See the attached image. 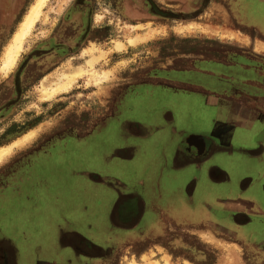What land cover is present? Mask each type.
Segmentation results:
<instances>
[{"label":"crops","instance_id":"0c3cea01","mask_svg":"<svg viewBox=\"0 0 264 264\" xmlns=\"http://www.w3.org/2000/svg\"><path fill=\"white\" fill-rule=\"evenodd\" d=\"M4 4L0 0V8ZM233 15L241 30H248L251 44L222 51L221 59L197 61L221 65L214 76L221 83L208 84L210 90L193 84L214 74L200 67L175 80L184 83L173 82L206 95V104L215 107V120L221 121L189 132L176 127L169 111L161 125L126 117L113 126L120 129L121 139L105 155H97V163L80 157L70 165L61 155L65 146L60 148L68 139L48 137L0 168V246L6 247L0 264H75L76 258L108 264L116 253L131 249L141 254L154 245L172 255L170 247L180 245V237L198 239L194 234L204 229L241 245L254 261L264 258V53L254 46L256 37L264 39V0H236ZM121 108L114 107L111 118ZM154 135L163 140L164 151L149 160L144 149L157 143L150 138ZM54 141L58 148L52 147ZM39 152L36 162L42 170L36 173L30 157ZM55 163L66 168H53ZM69 174L95 191L85 202L74 197L79 211L73 217L59 211L49 222L44 205L61 204L60 190L75 183ZM98 190L106 193L99 201ZM36 208L47 221L38 219L42 233L25 226L34 222ZM83 213L95 218L88 221L89 232L97 219L108 224L103 240L82 233L75 221Z\"/></svg>","mask_w":264,"mask_h":264},{"label":"rangeland","instance_id":"374dc122","mask_svg":"<svg viewBox=\"0 0 264 264\" xmlns=\"http://www.w3.org/2000/svg\"><path fill=\"white\" fill-rule=\"evenodd\" d=\"M35 1L6 0V4L0 8V67L3 65L2 60L6 46ZM127 1L134 5L137 16L128 17L124 14L123 9L127 7ZM235 1L49 0L40 20L25 39L23 49L18 56L19 59L17 58L16 64L11 68L12 71L3 74L0 70V148L14 143L31 130H39L37 137L29 145L15 149L14 155L9 160L11 161L17 153H26L32 147H36L44 137L61 131L63 126L73 125L79 129L77 134L72 131L56 137L68 139L66 140L68 143L60 144V148L65 146V151L61 155L69 159L67 163L70 165L74 163L73 159L80 157L87 161L91 159L93 163H97L95 157L105 155L110 150L111 144L121 139V134L118 133L120 129L113 128L114 125L119 124L116 121L121 122L122 119L131 118L151 125H161L168 121L167 112L169 111L174 117L173 121L176 127H183L189 132L206 130L217 121H221L215 120V107L206 104V95L199 94V90L175 87L173 81L160 80L159 78L172 70H187L189 67L199 69L198 67H200V70L210 71L214 74L207 79L205 75H202L196 79L201 82L196 81L193 84L205 85V89L208 87L206 90H210V84L221 83L214 77L216 73H221V65L218 66L214 63L198 65L197 61L208 58L221 59L222 51L238 47V43L232 40H222L220 37H209L199 28H195L191 32H177L175 27L179 22L190 19L203 24L207 19L205 18L206 14L210 15L211 21L222 25L223 20L217 15L218 11L212 10L215 3H220L228 12L234 25L241 29L242 27L236 24L233 15ZM127 3L129 4V2ZM138 25L149 26L135 30ZM155 28L161 32L136 47L128 45L130 37L136 34H146ZM244 30V32L248 31ZM251 33L255 35L254 31ZM117 40L126 44L123 51L114 49V42ZM59 43L63 44L64 48H61ZM90 45H95L99 52L105 53V57L95 63V69L97 71H112V78L103 83L105 90L93 83L88 84V79L81 77L69 92L59 94L51 100L42 98L41 86L46 78V82L50 83L61 73L71 72L80 66L88 68L87 60L90 59V56L87 53L90 52H85V49H90ZM97 54L95 53V55ZM194 75L196 73L191 74V76ZM145 78L148 81H160L167 86L158 87L148 82L136 84ZM182 82L175 81L174 83ZM122 89L124 91H121ZM119 91H121V95L118 104L121 105L122 110L117 116L123 117L121 119H117V116L103 118L109 111L108 107L111 105L112 99ZM39 127H43V129L40 130ZM154 137L155 135L150 138ZM156 141L154 146H146L144 149L148 152V154L145 153L147 155L145 158L156 160L160 157L159 153L164 151L163 140L155 137L154 142ZM150 142L152 143V141ZM57 145V141H54L52 147L58 148ZM153 149L155 151L151 152ZM140 156H143V152ZM141 158L142 162L143 157ZM30 159V163L34 162L33 164H35L32 165L34 171L40 173L42 167L37 162L41 159V152L34 154ZM148 159H145V163L149 161ZM102 162L100 164H103ZM4 165H1L0 168ZM52 167L66 168L62 163H55ZM67 176L72 178L75 183L66 184L61 190L59 188L64 195L61 199L65 201L61 200V204L57 208L44 205V211L46 210L50 215L49 222L59 211L66 216L73 217L76 211H79L78 206L73 202L74 197H76L75 200L81 197L82 201H87L95 191L83 182L78 183L83 179L74 178L71 174ZM28 186H30L29 183ZM102 193L105 198L106 193L98 190V201L103 197ZM76 203L78 204V201ZM98 205L97 210L100 208ZM32 215H34V222L25 226L30 231L36 233L41 230L42 233V221L38 219L47 221L41 217L43 214L40 208L34 209ZM82 216L81 219L75 221L80 226L82 233L87 237L96 236L103 240L110 231L108 224L97 219L95 227H92L89 232L87 227L91 217L90 215L85 216L84 213ZM195 216L194 213L193 219ZM90 220L95 221V218ZM194 235L198 239L183 240L180 237L182 239L180 245L170 247L172 258L182 260L183 264H185L184 260L190 261L192 264H218V258L222 253L219 247L203 240L198 231ZM168 244V240L164 241L165 248ZM156 248L157 246L154 245L141 254V251L136 253L131 249L130 252L116 253L108 264H127L133 258L140 260L142 255L148 253L150 249H154L157 256H161V252ZM241 252L246 264H264L263 257L259 259L255 257L254 261L253 257L244 255L242 246ZM68 254L67 256L71 258L72 254ZM81 262L82 264H106L90 261H85V263L79 258L75 259V264Z\"/></svg>","mask_w":264,"mask_h":264},{"label":"bare ground","instance_id":"6f19581e","mask_svg":"<svg viewBox=\"0 0 264 264\" xmlns=\"http://www.w3.org/2000/svg\"><path fill=\"white\" fill-rule=\"evenodd\" d=\"M49 0H36L31 8L26 13L24 19L22 20L18 30L14 33L11 41L6 46L3 56V65L0 70L3 74L12 71L11 68L16 64L17 58L23 49V44L25 39L31 34L32 30L36 26L37 22L40 20L44 7ZM212 10H217L218 16L223 20L222 25H218L211 21L210 15L206 14V22L201 24L195 20H183L177 24L175 31L177 32H191L195 28H199L202 32L206 33L209 37H220L222 40H232L241 45L251 44V37L247 32L242 31L238 26L234 25L228 12L222 7L220 3H215ZM209 13V12H208ZM219 19V18H218ZM220 21V20H219ZM149 26V25H147ZM146 25H138L135 30L147 27ZM151 26V25H150ZM159 28V27H158ZM146 30V29H145ZM161 32V30L155 28L146 34H136L128 40V45L137 46L141 43L146 42L149 38L155 36V34ZM180 34V33H179ZM114 49L116 51H123L126 44L123 41L117 40L114 42ZM247 45V46H248ZM91 46V45H90ZM255 49L264 53V39L257 37L254 42ZM90 56L87 60V67L80 66L76 70L68 73H61L57 78L48 83L47 78L44 80L41 86L42 98L46 100H51L59 94L69 92V90L74 87L77 80L81 77H86L88 79V84H94L100 89H104L103 83L112 78V71L95 69V63L105 57V53L98 51L95 45L91 48L85 49V52ZM95 53H98L95 55ZM86 55V54H85ZM19 59V58H18ZM75 69V68H74ZM70 70V69H69ZM6 76V75H5ZM43 100V99H42ZM50 123V122H49ZM40 128V127H39ZM38 129V128H37ZM43 129L40 128V130ZM39 130H31L22 138L16 140L10 145H6L0 148V166L9 162L11 157L14 155L15 149H20L23 146L29 145L35 137H37ZM198 234L200 237L208 243L214 244L221 250L220 257L218 258V264H246L242 257L241 246L235 242H230L229 240H224L222 238L216 237L214 233L210 230L204 229V231L199 230ZM157 246V250L161 252V256H157L154 249H150L148 253H144L140 260L135 258L129 260L127 264H183L182 260H174L170 253H168L161 246ZM157 251V252H158ZM185 264H192L190 261L184 260Z\"/></svg>","mask_w":264,"mask_h":264},{"label":"flooded vegetation","instance_id":"af4514ba","mask_svg":"<svg viewBox=\"0 0 264 264\" xmlns=\"http://www.w3.org/2000/svg\"><path fill=\"white\" fill-rule=\"evenodd\" d=\"M127 2H129V4L127 3ZM126 2V5H127V7L126 8H124L123 10H124V14L126 15V16H128V17H135V16H137V11H136V9L133 7L134 5L130 2V1H127ZM129 5V6H128ZM199 13V12H198ZM190 20H192V19H190ZM59 45H61V48H64V45L63 44H60L59 43ZM190 68V69H189ZM187 70H180V71H178V70H172V71H170V72H168V74H166V75H164V76H161L162 78H159L160 80H171V81H175L176 80V78H178V77H185L186 75H187V73L188 72H191V71H197V69H195L194 67H189ZM199 68V67H198ZM185 71V72H184ZM156 77H160V76H156ZM182 77V78H183ZM147 78H145V79H143L142 81H140V82H138V83H136V84H139V83H144V82H148V83H150V84H154V85H156V86H158V87H165V86H167V84H165L164 85V83H160V81H148V80H146ZM136 84H133V85H136ZM133 85H130V86H133ZM130 86H127V87H130ZM124 89V88H123ZM121 90V91H124V90ZM121 91H119V93L116 95V97L115 98H113L112 99V102H111V105L108 107L109 108V111H108V113L107 114H105V116L103 117V118H105V119H108V118H111V116H112V113H113V108L114 107H118V108H120L121 107V105L120 106H118L119 104V97H120V95H121ZM102 118V119H103ZM79 129H77V127L76 126H73V125H70V126H63L62 127V130L61 131H58V132H54V134L53 135H49V136H46V137H44V138H48V137H51V138H56L57 136H61V135H63V134H67V133H71L72 131L75 133V134H77L76 132L78 131ZM43 138V139H44ZM0 251L2 252V255H4V254H6V247H2V246H0Z\"/></svg>","mask_w":264,"mask_h":264}]
</instances>
